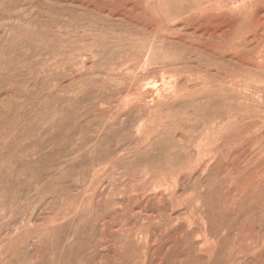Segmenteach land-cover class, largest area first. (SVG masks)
<instances>
[{"label":"rangeland","instance_id":"obj_1","mask_svg":"<svg viewBox=\"0 0 264 264\" xmlns=\"http://www.w3.org/2000/svg\"><path fill=\"white\" fill-rule=\"evenodd\" d=\"M0 264H264V0H0Z\"/></svg>","mask_w":264,"mask_h":264}]
</instances>
